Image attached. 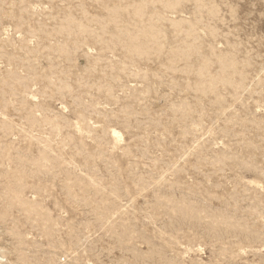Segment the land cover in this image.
<instances>
[{"label":"rangeland","instance_id":"obj_1","mask_svg":"<svg viewBox=\"0 0 264 264\" xmlns=\"http://www.w3.org/2000/svg\"><path fill=\"white\" fill-rule=\"evenodd\" d=\"M0 264H264V0H0Z\"/></svg>","mask_w":264,"mask_h":264}]
</instances>
